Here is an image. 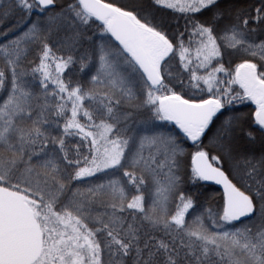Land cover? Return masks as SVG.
Listing matches in <instances>:
<instances>
[{
  "label": "snow or ice",
  "instance_id": "6c2138e0",
  "mask_svg": "<svg viewBox=\"0 0 264 264\" xmlns=\"http://www.w3.org/2000/svg\"><path fill=\"white\" fill-rule=\"evenodd\" d=\"M8 19L0 264H264V0H0Z\"/></svg>",
  "mask_w": 264,
  "mask_h": 264
},
{
  "label": "trees",
  "instance_id": "16d2710c",
  "mask_svg": "<svg viewBox=\"0 0 264 264\" xmlns=\"http://www.w3.org/2000/svg\"><path fill=\"white\" fill-rule=\"evenodd\" d=\"M14 23V19H8V20H5V21H2L0 22V30H3L4 28L10 26L11 24ZM206 190L210 193H219V189L214 186V185H206Z\"/></svg>",
  "mask_w": 264,
  "mask_h": 264
},
{
  "label": "flooded vegetation",
  "instance_id": "af4514ba",
  "mask_svg": "<svg viewBox=\"0 0 264 264\" xmlns=\"http://www.w3.org/2000/svg\"><path fill=\"white\" fill-rule=\"evenodd\" d=\"M209 185H213V184H209ZM214 186H216L219 189V191H221L220 188L217 185H214Z\"/></svg>",
  "mask_w": 264,
  "mask_h": 264
},
{
  "label": "water",
  "instance_id": "95a60500",
  "mask_svg": "<svg viewBox=\"0 0 264 264\" xmlns=\"http://www.w3.org/2000/svg\"><path fill=\"white\" fill-rule=\"evenodd\" d=\"M213 185H215V184H213ZM217 186H218V185H217ZM218 187L220 188V190H222L220 186H218Z\"/></svg>",
  "mask_w": 264,
  "mask_h": 264
}]
</instances>
